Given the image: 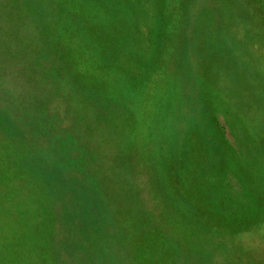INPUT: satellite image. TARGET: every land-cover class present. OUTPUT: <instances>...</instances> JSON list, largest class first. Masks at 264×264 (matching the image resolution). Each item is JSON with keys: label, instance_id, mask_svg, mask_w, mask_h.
Returning a JSON list of instances; mask_svg holds the SVG:
<instances>
[{"label": "rangeland", "instance_id": "1", "mask_svg": "<svg viewBox=\"0 0 264 264\" xmlns=\"http://www.w3.org/2000/svg\"><path fill=\"white\" fill-rule=\"evenodd\" d=\"M0 264H264V0H0Z\"/></svg>", "mask_w": 264, "mask_h": 264}]
</instances>
